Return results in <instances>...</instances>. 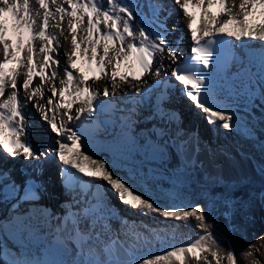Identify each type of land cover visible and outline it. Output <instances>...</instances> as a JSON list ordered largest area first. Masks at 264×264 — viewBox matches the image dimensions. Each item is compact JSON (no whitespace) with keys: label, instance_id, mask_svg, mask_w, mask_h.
<instances>
[{"label":"snow or ice","instance_id":"snow-or-ice-1","mask_svg":"<svg viewBox=\"0 0 264 264\" xmlns=\"http://www.w3.org/2000/svg\"><path fill=\"white\" fill-rule=\"evenodd\" d=\"M173 4L187 21L188 54L181 47L182 30L167 23L173 10L163 0H35L36 7L30 0H0V152L5 159L24 161L22 183L13 178L14 168L0 166V185L6 189L0 200L15 201L8 224L0 225L19 245L9 264H241L214 221L222 216L229 232L246 238L236 217L252 218L253 201L264 204V187L247 198L237 196L235 189L246 178L226 180L216 159H231V151L206 141L198 128H186L181 111L171 105L189 101L217 134L241 130L236 100L254 76L264 100V0ZM61 36L68 45L62 67ZM234 41L241 49L260 47L257 72L255 53L237 55ZM78 61L91 75L77 68ZM117 94L118 102L105 99ZM28 105L56 134L51 145L33 142ZM115 112L120 113L115 119H97ZM86 124L112 129L111 159L93 158ZM244 135L255 140L251 130ZM259 148L264 152V139ZM237 154L246 155L242 149ZM173 157L176 164L169 171ZM53 160L61 165L68 197L61 215L39 204L46 191L41 177ZM259 174L264 178V162ZM164 182L170 187L163 188ZM190 186H199V200L184 194ZM217 186L222 193L228 189L219 200ZM109 190L142 217H162L166 226L169 220L189 227L194 222L200 231L183 246L139 257L150 237L162 240V229L121 214ZM45 241L54 255L68 258H36L32 245ZM255 247L250 244L244 255H253Z\"/></svg>","mask_w":264,"mask_h":264},{"label":"bare ground","instance_id":"bare-ground-1","mask_svg":"<svg viewBox=\"0 0 264 264\" xmlns=\"http://www.w3.org/2000/svg\"><path fill=\"white\" fill-rule=\"evenodd\" d=\"M141 3H143V0H140ZM163 2L168 6L171 7L173 10V18L169 19L167 23L169 26L173 24H177L179 28L182 30L183 35V43L181 45L182 50L186 53L190 51L191 42L189 40V34L187 30L185 29V25L187 21L183 18L182 11L173 4V0H163ZM145 11H147L145 9ZM213 12L216 11L215 8L212 9ZM197 23H199V12L197 10ZM66 26V24H65ZM54 32H58V30L55 29ZM181 33H178L177 35H180ZM170 39H173L174 37H169ZM61 41L64 43V47L60 49V59H61V67L64 64V52L67 50L68 45L67 42L64 41V37H60ZM238 45L240 42L234 41ZM259 52L261 51L260 47L253 45ZM253 64L256 65V67L253 69V72L258 71L260 60L256 59V56L253 58ZM77 68H81L86 72L87 75H91L90 73H87V68L84 62L78 61L77 62ZM170 71V70H169ZM259 82V77L254 76L253 80L251 82V85L249 86V89L246 90V93L242 95V97L237 98L236 102L241 105V111L240 116L242 117L241 120V130L240 131H231V130H224L220 129L219 133L212 130V126L210 130L212 131L209 137V140L213 145L219 144L223 148L228 149L231 151V159H227L224 156H218L217 162L222 169V173H228V175L233 176L234 179H229L227 176H224L226 180L235 181L242 178H246V182H249V177L252 175H255L256 172L259 171L260 165L262 162H264V152H261L259 148V141L264 139V122H262V117H264V100L261 99L259 93H260V86L258 88H255L256 84ZM105 81H101L98 87L101 89L103 88ZM108 98L120 100V94H117L115 96L110 95ZM186 102L190 103L186 100ZM244 105H247L250 108V111H244L243 107ZM119 106H123V104H119ZM196 110V117L199 118V120L203 121L205 120L204 116L202 114H197ZM192 111V110H190ZM25 115L28 117L29 121L33 124V135L32 140L34 143L38 144H45V145H51L55 139L56 134L49 131L48 126L46 123L41 121V118L39 114L32 108L31 105H28V107L25 109ZM30 115H36L35 118L38 119V121H33ZM189 122V121H188ZM198 123V122H197ZM187 124V123H186ZM193 121L190 123V127H194ZM199 126V123H198ZM205 126V125H204ZM205 128L202 127V130ZM111 128L109 127L108 130H105L104 124H102L99 132L103 135L104 140H107L108 143H101L100 148L95 151L94 159H100L104 157H108L111 159L110 152H109V144L111 143V136L109 133L111 132ZM200 130V129H199ZM200 131L201 136L206 139L207 135L206 132ZM245 130H251L252 136L255 137V140L249 139L244 135ZM243 150V153L246 155H238V150ZM82 151H84V148L82 146ZM91 154V153H89ZM2 158V157H1ZM239 160H238V159ZM19 161H23L22 159H18ZM24 162V161H23ZM55 162V160H53ZM176 160L175 158H171L170 163L168 164V169L171 171V169L175 166ZM242 164L247 165V168L249 170L248 175H241L243 173ZM226 170V171H225ZM161 171H163V168H161ZM246 171V170H245ZM16 174H14L15 176ZM167 183V182H166ZM166 183L163 185V188H168L170 185H166ZM244 184V183H243ZM107 187V186H106ZM110 191L111 198L114 201L113 204L120 210L121 214L127 216L130 220L135 219L137 223L139 224L140 221H144L145 223H148L151 227H159L162 229L161 232H164V229L168 228L170 231L172 229H178V231L181 232L180 236H177V240L181 243L179 246L185 245L186 240L189 238L190 234H194L196 232H199V229L195 228V223L191 222V227L186 226L184 222L179 221H167V226L165 223H163L164 218L162 217H156L155 220H153L151 217H142L138 212H134L124 205V207H119L118 205V199L116 198L115 194H113ZM56 193L57 190L55 191ZM3 192L0 188V194ZM11 200L4 201L0 200V211H2L3 207L9 206ZM64 202V201H62ZM6 208V207H5ZM126 209V210H125ZM56 210L58 211V214H62V209L58 205L56 206ZM251 219L248 221H245L243 223V228L246 229V238H242L239 233L233 234L228 231L226 222L222 218L220 220V223L224 229L225 236L227 238V241L230 242L232 247L235 249V253L237 255L238 260L241 262V264H264V240H260L259 238L264 236V204L260 203L259 200H255L253 203V207L250 210ZM3 214L0 215V218H2ZM54 226V225H53ZM114 228H119L118 223H113ZM141 231H144L143 229H140ZM179 232H177L178 234ZM145 235H148V233L145 231ZM152 239V237H150ZM7 240V247H4V241ZM171 241H175V239L172 238ZM170 241V245L174 247V243ZM182 241V242H181ZM250 244H255L256 247L252 248L251 251L253 252V255L247 256L244 255V253L248 250V246ZM15 245V246H14ZM19 245L16 244L15 240L12 237V234L10 232L2 231L0 227V264H9L11 259L13 258L12 254L16 253L18 250ZM68 247L70 249L73 248V245L69 243ZM225 247H227V244H225ZM49 248V245L47 242H36L32 245V251L35 254L36 258L37 256H41V260L43 259H49L47 250ZM39 249V251H37ZM137 255H140V251H138ZM40 259V258H38ZM160 264H165L164 261H161ZM192 264H195L193 261Z\"/></svg>","mask_w":264,"mask_h":264},{"label":"rangeland","instance_id":"rangeland-1","mask_svg":"<svg viewBox=\"0 0 264 264\" xmlns=\"http://www.w3.org/2000/svg\"><path fill=\"white\" fill-rule=\"evenodd\" d=\"M30 3L36 7L35 5V0H30ZM171 9V7H169ZM171 19H174L173 16H171ZM50 31H55V29H52L50 28ZM259 85V82L256 84L255 88H258ZM31 118L33 119V121H38V119L35 118L36 115H30ZM208 124V123H206ZM209 125V124H208ZM210 126V125H209ZM211 127V126H210ZM205 130H209V127L206 125V127H204ZM212 132V131H211ZM209 136L212 135L210 133V130L209 132L207 131L206 132ZM259 143V142H258ZM259 146V145H258ZM238 159V158H237ZM239 160V159H238ZM264 160V158H263ZM242 171L243 173L241 175H248L250 172L247 168V165H244L242 164ZM170 169V168H169ZM246 170V171H245ZM226 171V170H225ZM223 176H227V178L229 179H234L233 176H230L228 175V173H225L223 174ZM166 182L163 183V185L165 184ZM249 184H255V185H258V186H262L264 187V178H262L259 174V171L255 173V175H252L249 177V182L247 183H244V184H241L240 186H244V185H249ZM166 185H168L166 183ZM238 186V188L240 187ZM236 190V189H235ZM184 194H186L188 196V198H192V197H196L198 200H199V197H200V192H199V186H190L188 187L187 189H184ZM119 201V200H118ZM255 201V200H254ZM253 201V203H254ZM118 205L119 207H121V203L118 202ZM6 207V206H5ZM3 207V208H5ZM122 207H124V205L122 204ZM252 207H253V204H252ZM251 207V209H252ZM127 208V207H126ZM126 210V209H125ZM222 210V209H221ZM223 217L222 216H218L217 217V221H214V223H219L220 227L217 229V231L221 232L223 234L224 237L225 236V232H224V229L220 223V220L222 219ZM236 223H239L241 225V227L243 226V223L245 221L241 220L239 216L236 217ZM177 232H179L177 234ZM197 233L199 232H196L194 234H192V236H195ZM180 235H183L181 234L180 231H178V229H172L170 231V229L166 228L164 229V232H161V236H162V240L161 241H156L154 238H150L152 240V243H149L148 245H146L144 248L140 249V255L139 257H144V256H147V255H151V256H155L156 254H164L167 250L173 248L169 243L170 241L173 239H175V241H171L172 243H174V247H178L181 243L177 240V236H180ZM182 242V241H181ZM38 258L41 259V256H37Z\"/></svg>","mask_w":264,"mask_h":264},{"label":"trees","instance_id":"trees-1","mask_svg":"<svg viewBox=\"0 0 264 264\" xmlns=\"http://www.w3.org/2000/svg\"><path fill=\"white\" fill-rule=\"evenodd\" d=\"M262 186H258L255 184H249V185H244V186H240L239 188H237L235 190V194L237 196H241L244 198H247L249 196V194H257L259 192V190H261ZM214 191L216 192V199L219 200L221 199L222 195H227L228 194V189H225L223 191V193L221 192V189L219 186H217L216 188H214Z\"/></svg>","mask_w":264,"mask_h":264},{"label":"water","instance_id":"water-1","mask_svg":"<svg viewBox=\"0 0 264 264\" xmlns=\"http://www.w3.org/2000/svg\"><path fill=\"white\" fill-rule=\"evenodd\" d=\"M52 257H53V259H63L62 256L54 255L53 253H52Z\"/></svg>","mask_w":264,"mask_h":264}]
</instances>
